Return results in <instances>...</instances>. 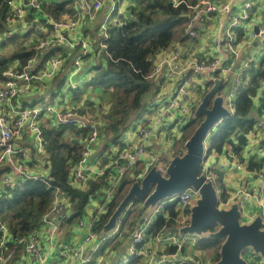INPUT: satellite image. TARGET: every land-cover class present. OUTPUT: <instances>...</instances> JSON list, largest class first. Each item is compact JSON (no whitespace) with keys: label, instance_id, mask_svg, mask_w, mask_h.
<instances>
[{"label":"clouds","instance_id":"obj_1","mask_svg":"<svg viewBox=\"0 0 264 264\" xmlns=\"http://www.w3.org/2000/svg\"><path fill=\"white\" fill-rule=\"evenodd\" d=\"M160 3L74 0L71 40L35 5L0 73V264H264V0ZM125 28L134 51L99 43Z\"/></svg>","mask_w":264,"mask_h":264},{"label":"trees","instance_id":"obj_2","mask_svg":"<svg viewBox=\"0 0 264 264\" xmlns=\"http://www.w3.org/2000/svg\"><path fill=\"white\" fill-rule=\"evenodd\" d=\"M55 7L51 9L53 13L57 14H64L65 9L68 6L69 0H56ZM136 4L141 5V14L145 12H154L156 8H163V5L160 3V0H150V2H145V0H134ZM6 0H0V32H4L7 30L6 23H5V16H6ZM68 12V11H66ZM32 16V15H31ZM31 16L28 19H31ZM38 16V15H37ZM183 19V18H181ZM41 20V19H40ZM109 34L108 37L104 40L105 43V49L109 51H114L117 54H123L125 48H128L129 50L134 51L135 48V41L138 38V35H133L131 32V29L125 28L123 33L117 31L115 34L111 30H108ZM34 52H25L24 49L20 46L19 43H17L16 48L11 52L10 55L6 56L4 55V59H2V54L0 55V69L6 67V63L8 61H18L19 64L22 66L28 58H30ZM104 64L100 65H93L94 69H97L98 71L100 69H103V75L107 78V80H112L114 77L110 74L113 70L109 68L108 63L105 61ZM120 74H117L119 76ZM99 85L97 86V89L99 90ZM86 136L84 137V139ZM74 143H79V141H74ZM65 162H61V164H64ZM67 163H72L71 157H69ZM38 189H32L30 190L32 194H35V191ZM24 193H21L19 196L16 197V199L20 202L23 201ZM87 204L84 205L86 207ZM4 208L10 207L7 201L3 203ZM204 250H211V245L208 242H204L203 244Z\"/></svg>","mask_w":264,"mask_h":264},{"label":"built area","instance_id":"obj_3","mask_svg":"<svg viewBox=\"0 0 264 264\" xmlns=\"http://www.w3.org/2000/svg\"><path fill=\"white\" fill-rule=\"evenodd\" d=\"M39 2H40V0H6L5 23H6L7 30H10V28L12 26H16L18 28H24V29H26V31H24L23 33H12L11 37H9L7 40L0 41V55L2 54V59H4V52L6 49H12V51H13L16 48L17 43L20 44L21 37L30 38L31 36H33L35 34V22L47 20V18H48L47 13H45V15H41V9L35 6ZM73 2H74V0H70L69 4L73 3ZM12 4H15L17 7H16L15 12H12L10 14L9 9L11 8ZM62 15L68 17V20H65L63 22V26L61 28L62 34L65 36V39L71 40L69 35H67V33H68L67 24H68L69 20H72L71 10H69V12H66ZM30 16H31V19H28ZM30 21L33 22V26L31 28L28 27ZM74 22L75 21H73V23ZM51 27H55V24L51 25ZM0 33H3V32H0ZM107 37H108V35L103 36V37H101V40L99 41V43L104 48H105L104 40ZM84 42H86V40L83 39L81 44H80L81 48L84 47ZM54 45H57V44H54ZM20 46H21V44H20ZM28 52H34V51L29 50ZM34 56H35V54H33L30 58H28V60H26V62L22 66H26L27 63L33 59ZM11 62L17 63L18 66H21L19 64V62L16 60L11 61ZM22 66H21V73H20L21 75L23 74V67ZM8 70H12L10 61H8L6 63L5 68L0 69V73H2L3 71H8ZM39 71H43V69H38V68L34 67L31 74L33 76L37 75ZM7 82L10 84L14 83V77L9 78L7 80ZM29 87L31 90L32 86H29ZM23 99H24V97H17V102L19 103L20 109L22 111H28L31 107L35 106V104L29 105V106H22L21 101ZM10 102H12V101H10ZM45 115H46V113H45ZM17 118H19V116ZM86 138H87V136H86ZM0 235H2V233H0Z\"/></svg>","mask_w":264,"mask_h":264},{"label":"crops","instance_id":"obj_4","mask_svg":"<svg viewBox=\"0 0 264 264\" xmlns=\"http://www.w3.org/2000/svg\"><path fill=\"white\" fill-rule=\"evenodd\" d=\"M57 1L56 0H53V3L55 4ZM69 2H70V0H69ZM69 2H68V5H69ZM128 2V0H119V3H120V6L122 7L125 3H127ZM69 12V11H68ZM64 13H66V11L64 12ZM80 35L83 37V39L84 40H88L90 37L87 35V32L85 31V30H83V29H81V32H80ZM71 39H72V37L71 36H69ZM61 46L60 45H52V48H55V49H59ZM51 50V49H50ZM94 54H101V53H96V50L95 49H93L92 51H89V52H87L86 53V55H87V57L88 58H91ZM39 63V62H38ZM102 64H104L103 62H102ZM95 65V64H94ZM97 90V92L99 91L98 89H96ZM31 91H35V88L32 86V89H31ZM87 94V93H86ZM93 103H97V101H92ZM33 104H35V102L33 101V102H29V98H26V97H24V99L21 101V105L22 106H29V105H33ZM76 142V141H75ZM261 144H264V143H262V142H260ZM44 168L45 169H47L48 168V165L46 164L45 166H44ZM255 178V177H254ZM85 208H87V205H86V207ZM41 247H44V245H41ZM182 251V250H181Z\"/></svg>","mask_w":264,"mask_h":264},{"label":"water","instance_id":"obj_5","mask_svg":"<svg viewBox=\"0 0 264 264\" xmlns=\"http://www.w3.org/2000/svg\"><path fill=\"white\" fill-rule=\"evenodd\" d=\"M261 142L264 143V141H261ZM241 227H248V226L247 225H241ZM248 238H250L249 234L238 233L237 237H236V241L239 242L241 240L248 239Z\"/></svg>","mask_w":264,"mask_h":264},{"label":"rangeland","instance_id":"obj_6","mask_svg":"<svg viewBox=\"0 0 264 264\" xmlns=\"http://www.w3.org/2000/svg\"><path fill=\"white\" fill-rule=\"evenodd\" d=\"M89 91H91V89H89ZM210 251V250H209Z\"/></svg>","mask_w":264,"mask_h":264}]
</instances>
